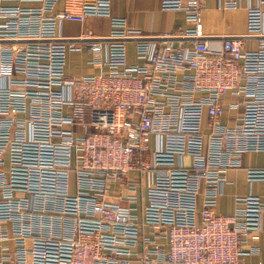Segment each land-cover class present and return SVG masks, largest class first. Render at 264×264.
I'll list each match as a JSON object with an SVG mask.
<instances>
[{
  "label": "built area",
  "instance_id": "2783aa9c",
  "mask_svg": "<svg viewBox=\"0 0 264 264\" xmlns=\"http://www.w3.org/2000/svg\"><path fill=\"white\" fill-rule=\"evenodd\" d=\"M205 2L161 0L190 26L148 35L111 0H0V264H243L257 252L246 243L264 230V199L216 207L227 171L264 152V0L244 34L217 38L203 32ZM89 16L110 17L109 34H62ZM72 52L95 72L68 73ZM246 171L264 181V167Z\"/></svg>",
  "mask_w": 264,
  "mask_h": 264
},
{
  "label": "crops",
  "instance_id": "0c3cea01",
  "mask_svg": "<svg viewBox=\"0 0 264 264\" xmlns=\"http://www.w3.org/2000/svg\"><path fill=\"white\" fill-rule=\"evenodd\" d=\"M230 0H206L202 10V27L206 37L240 36L247 30V8L256 4L257 0L238 1L237 7H227ZM161 0H111L112 16L124 18L129 27L140 29L148 35L172 33L178 29L188 28L189 22L181 10H163ZM63 8V2L58 3V9ZM111 29L110 17L89 16L83 23L63 22L61 32L66 37H72L82 32L95 35H108ZM255 39L245 40V48L255 49ZM128 61L138 62L135 53V42L127 45ZM89 56L86 53L72 52L69 54L67 72L82 75L95 72L89 65ZM235 112L223 116L224 123L232 124L231 116ZM244 167L227 171L228 183L224 186L223 194L219 197L216 211L230 214L235 209V197L249 193L259 195L264 199V181L250 182L247 177V166L264 167V152L248 153L243 157ZM116 191L117 186H114ZM116 194V193H115ZM112 200L119 201L113 197ZM128 206L127 202H122ZM264 218V216H263ZM246 246H255L257 252L242 259L243 264H258L264 262V230L258 240H248Z\"/></svg>",
  "mask_w": 264,
  "mask_h": 264
}]
</instances>
